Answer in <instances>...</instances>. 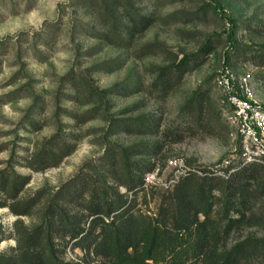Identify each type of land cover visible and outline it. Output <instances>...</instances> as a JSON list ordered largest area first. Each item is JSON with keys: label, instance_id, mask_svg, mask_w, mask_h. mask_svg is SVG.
Masks as SVG:
<instances>
[{"label": "rangeland", "instance_id": "rangeland-1", "mask_svg": "<svg viewBox=\"0 0 264 264\" xmlns=\"http://www.w3.org/2000/svg\"><path fill=\"white\" fill-rule=\"evenodd\" d=\"M214 1L234 22L235 45L230 21L210 0H0V173L28 178L17 202L35 198L41 207L77 177L98 179L93 170L102 172L108 152L139 146L151 155L131 160L150 161L158 171L159 185L147 187V205L138 201L153 215L171 191L161 186L171 177V160L184 159L198 170L238 160L243 144L218 119L226 108L216 78L224 67L247 78L264 106V69L249 57L264 44V0ZM135 15L153 19L142 34L130 32ZM207 47L214 52L206 54ZM186 58L189 65L181 66ZM167 68L183 74L164 82L161 94L159 70ZM88 84L111 93L91 95ZM206 86L219 137L163 140L160 132L173 130L180 109ZM53 138L70 146V155L55 168H27ZM154 145L156 152L148 148ZM7 198L0 192V203L15 202ZM37 222V213L20 217L0 209V255L16 247L17 224ZM250 234L262 236L258 229L243 230L229 244ZM71 245L64 259L78 263L83 255Z\"/></svg>", "mask_w": 264, "mask_h": 264}, {"label": "trees", "instance_id": "trees-1", "mask_svg": "<svg viewBox=\"0 0 264 264\" xmlns=\"http://www.w3.org/2000/svg\"><path fill=\"white\" fill-rule=\"evenodd\" d=\"M210 1L224 20L230 21V41L235 45L234 22L225 18L219 4ZM130 19L132 35L144 33L153 24L151 17L135 15ZM105 37L113 43L110 34ZM113 38L120 40L118 36ZM204 52L209 55L214 49L207 47ZM249 57L264 69V44ZM189 63L186 58L181 66ZM178 69L159 70L161 94L172 77L182 78L183 72ZM87 87L91 95L111 93L89 84ZM224 106L218 119L225 123V132L234 133L241 142L228 122L230 110ZM212 109L210 88H199L180 109L175 128L160 132V136L178 141L185 134L218 138V120H214ZM49 143L28 160L27 168L34 172L55 168L70 155L66 143L56 138ZM157 146L148 148L156 152ZM140 155L151 154L139 146L117 147L101 158L103 173L93 170L98 179L77 177L41 207L35 198L17 202L18 193L28 184L27 177L0 173V192L15 201L0 203V209L8 208L20 217L38 215L33 226L16 225V247L0 255V264H264L263 163H245L240 146L238 160L228 166L203 167L202 176H185L162 197L157 212L151 215L139 208L138 201L142 199L147 205L145 178L155 167L147 160H131ZM252 229L260 230L262 236L250 234L229 244L234 234ZM71 243V249L83 255L78 263L64 259Z\"/></svg>", "mask_w": 264, "mask_h": 264}, {"label": "built area", "instance_id": "built-area-1", "mask_svg": "<svg viewBox=\"0 0 264 264\" xmlns=\"http://www.w3.org/2000/svg\"><path fill=\"white\" fill-rule=\"evenodd\" d=\"M217 85L222 92V103L228 106V122L235 129L242 141L245 163L261 162L264 164V106L254 98L245 77H237L228 67L217 75ZM171 177L161 184L165 190H172L185 176H202L201 170L187 165L184 159L169 162ZM158 171L148 174L145 187L157 186Z\"/></svg>", "mask_w": 264, "mask_h": 264}]
</instances>
